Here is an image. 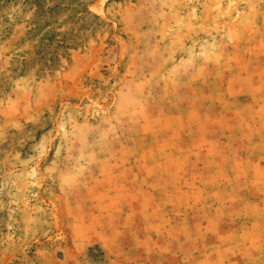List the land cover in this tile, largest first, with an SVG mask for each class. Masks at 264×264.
Masks as SVG:
<instances>
[{
    "label": "rangeland",
    "instance_id": "374dc122",
    "mask_svg": "<svg viewBox=\"0 0 264 264\" xmlns=\"http://www.w3.org/2000/svg\"><path fill=\"white\" fill-rule=\"evenodd\" d=\"M0 264H264V0H0Z\"/></svg>",
    "mask_w": 264,
    "mask_h": 264
}]
</instances>
